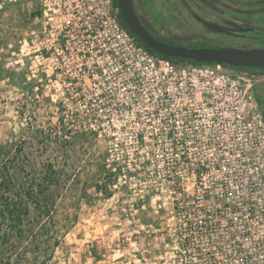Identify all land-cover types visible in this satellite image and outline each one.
<instances>
[{"label": "built area", "instance_id": "built-area-1", "mask_svg": "<svg viewBox=\"0 0 264 264\" xmlns=\"http://www.w3.org/2000/svg\"><path fill=\"white\" fill-rule=\"evenodd\" d=\"M30 2L38 15L15 63L29 59L46 96L110 133V148L131 162L143 151L148 191L176 220L168 264H264L261 72L155 55L114 0Z\"/></svg>", "mask_w": 264, "mask_h": 264}, {"label": "rangeland", "instance_id": "rangeland-1", "mask_svg": "<svg viewBox=\"0 0 264 264\" xmlns=\"http://www.w3.org/2000/svg\"><path fill=\"white\" fill-rule=\"evenodd\" d=\"M29 1L0 5V148L12 147L26 173L41 176L51 163L66 183L51 217L34 219L37 210L29 206V239L0 222V264H168L180 253L171 239L176 220L148 191L143 151L131 162L127 151L110 148V133L91 132L82 117L67 116L61 101L46 96L29 59L15 63L19 41L38 15ZM134 2L168 44L264 46V0Z\"/></svg>", "mask_w": 264, "mask_h": 264}, {"label": "trees", "instance_id": "trees-1", "mask_svg": "<svg viewBox=\"0 0 264 264\" xmlns=\"http://www.w3.org/2000/svg\"><path fill=\"white\" fill-rule=\"evenodd\" d=\"M114 4L118 7L117 0H114ZM119 19L127 31L133 35L125 25L121 13H119ZM134 37L151 53L166 58L149 49L136 36ZM156 39L167 43L159 36ZM167 59L174 62L187 61L196 63L195 61L182 58L170 57ZM239 68L252 72H264V69ZM257 101L261 103L259 97H257ZM12 149L10 146L0 148V222L7 226L8 231L10 229L14 230L16 234H19L20 238L29 239V236L33 234V229H28V226H24V220L29 214V206L31 205L33 210H37L34 219L38 218V216L51 217L55 201L60 196V189L64 187L66 182L62 173L54 169L51 163L45 164L41 176L34 174L33 170L30 173H26V170H24V168H27L25 163L18 161V153L12 155ZM16 149L13 151L16 152ZM17 151L20 152L21 150L18 149ZM29 168H32V166Z\"/></svg>", "mask_w": 264, "mask_h": 264}, {"label": "water", "instance_id": "water-1", "mask_svg": "<svg viewBox=\"0 0 264 264\" xmlns=\"http://www.w3.org/2000/svg\"><path fill=\"white\" fill-rule=\"evenodd\" d=\"M122 19L130 32L149 49L166 58H182L196 63L223 64L236 68L264 69V47L184 48L161 42L152 36L141 24L136 14L133 0H117Z\"/></svg>", "mask_w": 264, "mask_h": 264}, {"label": "flooded vegetation", "instance_id": "flooded-vegetation-1", "mask_svg": "<svg viewBox=\"0 0 264 264\" xmlns=\"http://www.w3.org/2000/svg\"><path fill=\"white\" fill-rule=\"evenodd\" d=\"M133 2H134V0H133ZM134 7H135L136 14H137V16L139 17V20H140L141 24L145 27V29H146V30H147L152 36H154L155 38L158 37V36L161 37V35H160V33H159V30L155 28V25H154V22H153V21L142 19V17H141V15H140L139 11H138L137 8H136V4H135V2H134ZM241 35H243V34L241 33ZM239 47H240V46H239ZM254 47H264V46H261V45H259V44H258V45L241 46V48H244V49L254 48Z\"/></svg>", "mask_w": 264, "mask_h": 264}, {"label": "crops", "instance_id": "crops-1", "mask_svg": "<svg viewBox=\"0 0 264 264\" xmlns=\"http://www.w3.org/2000/svg\"><path fill=\"white\" fill-rule=\"evenodd\" d=\"M256 84L258 85L257 90L264 92V73L259 74Z\"/></svg>", "mask_w": 264, "mask_h": 264}]
</instances>
